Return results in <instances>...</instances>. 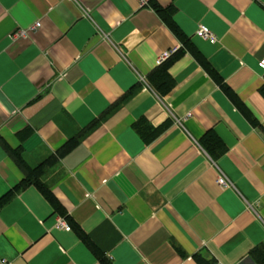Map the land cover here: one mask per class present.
Masks as SVG:
<instances>
[{"label":"crops","instance_id":"1","mask_svg":"<svg viewBox=\"0 0 264 264\" xmlns=\"http://www.w3.org/2000/svg\"><path fill=\"white\" fill-rule=\"evenodd\" d=\"M262 58L264 0H0V264H264Z\"/></svg>","mask_w":264,"mask_h":264},{"label":"trees","instance_id":"2","mask_svg":"<svg viewBox=\"0 0 264 264\" xmlns=\"http://www.w3.org/2000/svg\"><path fill=\"white\" fill-rule=\"evenodd\" d=\"M153 7L160 14V16L163 18V20L166 21V23L173 30V32L176 34V36L178 38H180L185 45L187 44L189 46L190 43L186 40V37L184 36V34H182V32L180 31V29L178 28V26L176 25V23L172 19L171 8H161L157 4H153ZM196 55L198 56L199 59L202 58L200 54H196ZM167 60L165 62L159 64V67L157 68V70L150 76V79L152 81L154 88L160 93L168 92L174 85L173 78L171 76H169V74L166 71V65L168 64V61H169V60L168 61ZM261 92L264 95V86L261 88ZM140 131L143 132L144 129H140ZM157 133H159L158 130H154V129L150 130V134H149L148 139L155 137L157 135ZM200 144L213 159H216L217 157L222 155L226 150L224 143L222 142L220 137L213 130L207 131L203 135V137H201ZM5 148H6V151L8 152V154L14 159L15 163L21 169L26 171L28 169V165H27L26 160L24 159L21 151L19 149H12V148L6 147V145H5ZM34 170L35 171L30 173L32 176H29V175H28V177L26 176V180H25L26 182L25 183H27V184L36 183L37 186L44 188L43 184L40 182V180L37 177L38 167L35 168ZM22 184H24V183H22ZM19 186H21V185L14 187L13 189L9 190L6 194H4L2 197H0V207L6 201L9 200L13 191L18 189ZM101 260H102L103 264H109L106 260L103 259V257H101Z\"/></svg>","mask_w":264,"mask_h":264},{"label":"built area","instance_id":"3","mask_svg":"<svg viewBox=\"0 0 264 264\" xmlns=\"http://www.w3.org/2000/svg\"><path fill=\"white\" fill-rule=\"evenodd\" d=\"M141 2H144L145 0H140ZM40 25V22L37 21L34 25L30 26L29 28H22L20 30H18L16 33H14L13 38H24L27 37L29 34V31L37 28ZM197 35L201 38H204L206 40H208L209 42H215V37L213 35V33L210 31V29L204 25V24H200L198 26L197 29ZM176 50V48H174L172 51H166L164 52L157 60V63L160 64L161 62H163V60H165L172 52H174ZM259 66L264 68V58H262L259 61ZM217 182L220 185V187L222 188H227L231 186V182L225 177V175L223 173H219L218 177H217ZM58 226L64 228L65 230H69L70 229V224L63 218L58 219L57 222ZM4 263V262H3Z\"/></svg>","mask_w":264,"mask_h":264}]
</instances>
